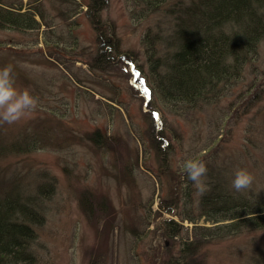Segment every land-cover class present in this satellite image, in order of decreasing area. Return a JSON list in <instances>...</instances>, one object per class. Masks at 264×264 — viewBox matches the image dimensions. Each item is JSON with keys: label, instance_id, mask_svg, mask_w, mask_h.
Wrapping results in <instances>:
<instances>
[{"label": "rangeland", "instance_id": "374dc122", "mask_svg": "<svg viewBox=\"0 0 264 264\" xmlns=\"http://www.w3.org/2000/svg\"><path fill=\"white\" fill-rule=\"evenodd\" d=\"M69 1L23 0L24 9L38 6L46 18L36 47L30 45L37 35L31 31L0 30V68L11 65L17 86L39 99L31 118L0 124V201L32 199L40 206L42 223L34 225L31 247L37 264H175L172 254L179 253L186 229L171 241L164 221H182L186 160L207 163L214 173L208 172L206 183L229 168L221 179L231 185L235 171L246 168L255 176L252 189L264 187V41L243 74L220 87L217 103L174 110L155 83L151 100L133 64L153 79L155 59L169 60L176 48L164 40L175 39L177 15L185 16L183 9L196 0H168L154 12L136 0H107L101 17L120 40L116 55L125 52L136 62L111 59L104 68L96 58L87 60L100 48L89 0H81L77 15L67 19ZM259 10L264 13V5ZM70 31L87 61L45 43V37L60 36L65 45ZM152 119H158L154 126ZM152 127L165 133L168 146L159 144ZM97 128L106 135L104 146L89 138ZM27 141L33 144L24 146ZM42 187L52 188L51 194L39 193ZM171 202L178 203L174 212L163 206ZM199 223L209 224L204 218ZM197 260L264 264V227L213 238L200 247Z\"/></svg>", "mask_w": 264, "mask_h": 264}, {"label": "trees", "instance_id": "16d2710c", "mask_svg": "<svg viewBox=\"0 0 264 264\" xmlns=\"http://www.w3.org/2000/svg\"><path fill=\"white\" fill-rule=\"evenodd\" d=\"M167 1L136 0L138 4H143L145 10L153 12ZM69 3L73 4L67 11V19L75 17L79 12L78 8L84 4L81 0H70ZM106 4L107 0H89L86 4L87 14L95 23L100 43L97 51L93 54L90 52L93 59L90 57L87 60L94 62L96 58L99 68H104L109 60L118 58L127 59L131 64L134 59L129 54L123 52L116 55L120 50V40L112 33L113 29L110 33L111 25H104L101 17V10ZM263 5L264 0H196L183 9L182 13L185 16L177 15L175 39L171 38V42L164 40L166 45L170 47L174 45L176 48L169 60L159 57L155 59L156 63L151 67L153 79L142 65L133 64L151 100H153L156 84L160 98L166 101V105L171 104L174 110L193 108L202 103L206 105L217 103L220 99V87L224 84L227 87L236 73L242 75L244 66L251 63L259 53L260 42L264 41V13L259 10ZM23 6V0H0V30L7 32L15 30L22 33L31 31L37 35L30 45L36 47L39 43L42 24H44L42 20L46 18L38 6L30 7L28 10ZM36 15H39L41 19H38ZM54 26L55 24L51 25L53 27L51 33H56L54 28L57 26ZM227 26L230 27L229 32L223 30H227ZM69 34L71 41L65 40V45L59 42L60 36L53 40L45 37V43L52 42L55 48L66 50L70 57L83 60L85 56H79L78 52L81 47L76 39L78 36L72 31ZM14 41L16 40L4 42L10 46L18 45V42ZM26 44L21 41L19 45ZM90 53L84 54L90 56ZM149 54L150 51H148ZM149 57L151 58L150 55ZM87 60L85 58V61ZM162 66L166 67L165 72L160 70ZM156 78L157 82H155ZM250 96L252 97L253 93ZM53 113L57 114L54 111ZM152 120L151 126H154L158 119ZM152 130L155 131L161 146L169 145L164 132L160 131L161 134L159 132L156 134L155 127H152ZM89 138L102 146L105 145L106 135L102 134L98 128L90 134ZM22 144L31 146L33 143L27 141ZM226 170L230 169L218 171L220 178L209 179L207 184L211 190L202 197L196 194L193 182L189 179L186 180V185H183L182 191L186 205L181 220L187 219L194 225L192 229L185 227L182 221L179 222L173 217L164 221L166 226L164 236L171 241H175L174 239L182 235L186 229L185 236L180 238L178 244L179 253L172 254L173 263L201 264L197 260L199 249L211 239L238 235L247 230L264 227V187L242 193L236 192L228 182L221 179V174L228 175ZM213 173L209 171V174ZM179 186L174 187V195L175 192H180ZM40 190L42 192L39 193L51 194L52 188L45 190V187H42ZM84 199L89 203L87 196ZM31 200L22 201L14 197L0 201V264H37L31 247L36 238L34 225L42 223L43 215L40 206ZM192 203L199 212L197 216L193 211L194 206L191 207ZM164 205L165 210L171 212L178 207L177 202ZM201 218L209 224L199 223Z\"/></svg>", "mask_w": 264, "mask_h": 264}, {"label": "clouds", "instance_id": "9594fccd", "mask_svg": "<svg viewBox=\"0 0 264 264\" xmlns=\"http://www.w3.org/2000/svg\"><path fill=\"white\" fill-rule=\"evenodd\" d=\"M39 107V99L28 89L17 86L16 77L11 65L0 68V124H16L31 118ZM183 168L187 178L193 182L198 196H204L211 189L205 182L209 168L207 163L199 159H188ZM255 176L246 168H239L234 173L231 188L236 192H244L253 188Z\"/></svg>", "mask_w": 264, "mask_h": 264}, {"label": "snow or ice", "instance_id": "6c2138e0", "mask_svg": "<svg viewBox=\"0 0 264 264\" xmlns=\"http://www.w3.org/2000/svg\"><path fill=\"white\" fill-rule=\"evenodd\" d=\"M137 75H139V73H137ZM147 91H148V90H147V89H145V92H146V93H147Z\"/></svg>", "mask_w": 264, "mask_h": 264}]
</instances>
